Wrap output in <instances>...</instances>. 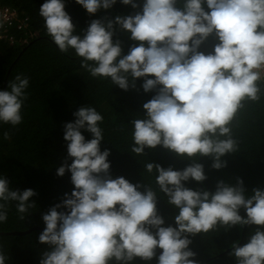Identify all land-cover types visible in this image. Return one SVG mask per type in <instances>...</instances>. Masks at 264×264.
<instances>
[{
	"label": "clouds",
	"instance_id": "9594fccd",
	"mask_svg": "<svg viewBox=\"0 0 264 264\" xmlns=\"http://www.w3.org/2000/svg\"><path fill=\"white\" fill-rule=\"evenodd\" d=\"M75 2L94 15L117 0ZM120 2L132 9L139 6L134 0ZM176 4L144 0L134 15L92 20L82 38L73 34L64 0L41 5L39 15L53 43L61 53L81 58L80 68L91 78L110 79L124 91L143 79V91H155L142 105L144 117L131 121L130 152L142 156L146 148L161 146L192 163L183 170L145 163V173L155 174L156 188L148 184L143 192L140 184L113 179L110 151L100 149L104 117L95 107H80L73 113L74 122L63 126L72 162L56 172L62 177L67 170L74 190L42 216L45 227L38 240L50 250L40 264H133L135 258L148 262L154 257L157 264H196L188 237L235 225L258 227L246 244H233L230 255L237 264H264V190L253 189L248 196L241 179L235 186L219 181L212 193L184 186L190 179L206 180L197 157H211L216 170L226 166L221 158L239 150L233 132L238 114L264 97V0H184L182 8ZM114 25L137 42L127 55L122 56L119 41L113 42ZM210 36L217 41L212 51H198ZM29 82L17 74L0 91V123L15 128L23 122ZM81 130L92 138L86 141ZM157 189L178 209L175 227L163 226ZM35 195L32 189H11L0 177V223L8 219L9 202H15L23 220L35 207L30 202ZM241 208L246 218L239 214ZM6 259L0 251V264Z\"/></svg>",
	"mask_w": 264,
	"mask_h": 264
},
{
	"label": "trees",
	"instance_id": "16d2710c",
	"mask_svg": "<svg viewBox=\"0 0 264 264\" xmlns=\"http://www.w3.org/2000/svg\"><path fill=\"white\" fill-rule=\"evenodd\" d=\"M44 2L0 0L1 5L14 8L27 18V31L32 34L29 38L25 33H18L16 40L23 41L16 46L0 48V91L7 90L8 82L17 74L26 75L30 81L26 90L28 99L22 107L23 122L15 128L0 123V177L6 178L13 190L32 189L36 193L30 199L35 207L25 214L23 220L18 218L15 202L8 204V219L0 223V251L7 256L5 264H40L42 254L50 250L48 245L38 240L45 227L42 216L51 207L62 203L65 194L70 196L74 190L71 174L66 170L61 177L56 172L60 166L72 162L68 157L67 142L63 139V126L74 122L73 113L80 107H95L104 117L100 125L104 130L100 149L110 151L109 175L113 179L123 177L134 185L140 184L139 190L143 192V186L148 184L156 188L155 174L149 176L145 173V163L158 164L165 169L172 167L173 170H183L192 163L161 146L146 148L142 156L130 152L133 143L131 121L144 117L142 105L152 99L155 91L145 93L141 87L143 79L136 80L135 89L124 91L113 85L110 79L91 78L80 68L81 58L74 52L61 53L47 34L44 20L39 15ZM64 2V10L74 25L73 34L82 38L92 20L134 15L141 11L144 0H134L139 5L136 9L117 0L112 8L101 9L94 15H89L75 0ZM183 3L184 0H177L176 7L182 8ZM112 39L120 42L122 56L127 55L137 43L130 39L128 32L115 25ZM216 42L210 36L198 51L208 54ZM81 132L86 141L92 138L90 133ZM233 132L239 141V150L221 158L226 166L216 170L211 166V157H197L196 163L203 165L206 180L197 183L190 179L185 187L212 193L219 181L235 186L237 179H241L248 196L253 189L264 190V97L259 102L247 104L238 114ZM157 192V211L164 219L163 226L175 227L174 217L178 209L169 205L167 197L158 189ZM58 211L67 210L61 208ZM239 214L246 218L243 208ZM257 227L218 226L208 234L189 236L192 241L189 248L196 254V264H237L235 257L230 255L232 245L246 244ZM15 232L28 233L12 234ZM156 252L158 256L161 250ZM133 264H157V259L154 257L145 262L135 258Z\"/></svg>",
	"mask_w": 264,
	"mask_h": 264
},
{
	"label": "built area",
	"instance_id": "2783aa9c",
	"mask_svg": "<svg viewBox=\"0 0 264 264\" xmlns=\"http://www.w3.org/2000/svg\"><path fill=\"white\" fill-rule=\"evenodd\" d=\"M28 29L27 18L21 16L16 9L0 4V45L6 43L14 46L19 44L14 39V32H25ZM32 37V34L25 33Z\"/></svg>",
	"mask_w": 264,
	"mask_h": 264
},
{
	"label": "bare ground",
	"instance_id": "6f19581e",
	"mask_svg": "<svg viewBox=\"0 0 264 264\" xmlns=\"http://www.w3.org/2000/svg\"><path fill=\"white\" fill-rule=\"evenodd\" d=\"M19 32H14L13 33V36H14V39L16 40V35L18 34ZM20 33H28V31L26 30L25 32H20ZM16 41H18V43H19V41H23V40H16ZM17 45V44H16ZM16 45H14V46H16ZM1 46H3V47H6V46H8V47H11V45H8V44H6V43H2L1 45H0V48H1Z\"/></svg>",
	"mask_w": 264,
	"mask_h": 264
},
{
	"label": "water",
	"instance_id": "95a60500",
	"mask_svg": "<svg viewBox=\"0 0 264 264\" xmlns=\"http://www.w3.org/2000/svg\"><path fill=\"white\" fill-rule=\"evenodd\" d=\"M28 232H30V231H28ZM28 232H26V233H28ZM26 233H12V234H16V235H22V234H26Z\"/></svg>",
	"mask_w": 264,
	"mask_h": 264
}]
</instances>
